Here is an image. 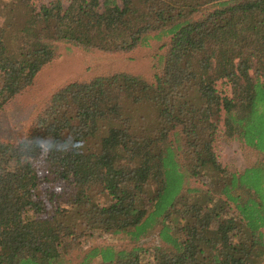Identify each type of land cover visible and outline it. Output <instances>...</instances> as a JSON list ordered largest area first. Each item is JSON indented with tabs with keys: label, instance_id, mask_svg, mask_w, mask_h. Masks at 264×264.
Returning a JSON list of instances; mask_svg holds the SVG:
<instances>
[{
	"label": "trees",
	"instance_id": "trees-1",
	"mask_svg": "<svg viewBox=\"0 0 264 264\" xmlns=\"http://www.w3.org/2000/svg\"><path fill=\"white\" fill-rule=\"evenodd\" d=\"M0 7V115L63 48L168 39L152 82L69 83L25 138L0 139V264H72L106 237L133 246H94L78 264H264V162L232 171L214 152L221 133L264 155V0Z\"/></svg>",
	"mask_w": 264,
	"mask_h": 264
},
{
	"label": "rangeland",
	"instance_id": "rangeland-1",
	"mask_svg": "<svg viewBox=\"0 0 264 264\" xmlns=\"http://www.w3.org/2000/svg\"><path fill=\"white\" fill-rule=\"evenodd\" d=\"M52 1L55 0H37V6L47 5ZM70 1L62 0L65 6H68ZM6 12L3 7H0V30L5 27ZM167 43L168 39L166 38L152 40L149 47L139 48L129 54H109L99 51L89 53L76 48L71 50L63 48L56 61L40 73L34 85L5 106L0 115V139L18 142L25 138L34 125L39 112L50 101L54 93L69 83L86 82L100 76L117 73L141 76L152 82L157 74V70L154 68L157 64V57L164 53ZM220 90L226 91V86L225 88L220 87ZM146 125L148 128L156 130V117L153 124L147 122ZM214 152L218 161L232 171H242L257 161L264 162V155L260 156L256 151L253 152L238 142L226 140L221 133L217 138ZM140 244L145 247H153L158 244V240L153 235L142 240ZM98 245H112L119 249L133 246L130 242L121 239L109 237L104 240L96 239L73 252L72 264H78L84 252Z\"/></svg>",
	"mask_w": 264,
	"mask_h": 264
},
{
	"label": "crops",
	"instance_id": "crops-1",
	"mask_svg": "<svg viewBox=\"0 0 264 264\" xmlns=\"http://www.w3.org/2000/svg\"><path fill=\"white\" fill-rule=\"evenodd\" d=\"M223 167H224V166H223ZM247 167H249V166H247ZM247 167H246V168H247ZM246 168H244V169H246ZM244 169H243V170H244Z\"/></svg>",
	"mask_w": 264,
	"mask_h": 264
}]
</instances>
